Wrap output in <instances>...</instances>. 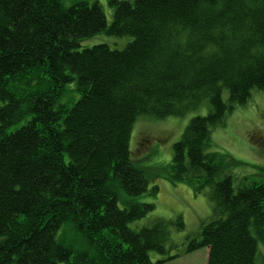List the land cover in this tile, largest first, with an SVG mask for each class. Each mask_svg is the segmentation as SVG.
I'll return each mask as SVG.
<instances>
[{
  "label": "trees",
  "instance_id": "16d2710c",
  "mask_svg": "<svg viewBox=\"0 0 264 264\" xmlns=\"http://www.w3.org/2000/svg\"><path fill=\"white\" fill-rule=\"evenodd\" d=\"M109 4L111 24L97 0H0V264L178 258L171 222L130 227L155 205L121 208L119 197L157 192L132 160L134 125L189 115L166 177L206 194L212 220L186 253L206 247L207 264H264V184L236 185V162L212 144L226 117L264 91V0ZM101 33L133 40L80 49ZM173 226L185 228L182 218ZM63 228L84 249L58 240Z\"/></svg>",
  "mask_w": 264,
  "mask_h": 264
},
{
  "label": "rangeland",
  "instance_id": "374dc122",
  "mask_svg": "<svg viewBox=\"0 0 264 264\" xmlns=\"http://www.w3.org/2000/svg\"><path fill=\"white\" fill-rule=\"evenodd\" d=\"M75 1L78 0H65V6H72ZM97 1L104 9L108 24H111L113 9L109 4L110 0ZM121 1L134 2L136 0ZM132 40L131 37L117 38L101 33L84 41L80 49L104 44L112 50H123ZM69 88L74 89L75 86ZM226 94L224 97L227 99ZM74 95H77V92H73L70 97ZM206 113V108L199 112L200 115ZM192 117L189 115L183 118L171 117L163 120L148 117L141 118L134 125L130 139L132 160L135 165L145 171L149 179V190L152 191L154 187H157V192L154 195L149 191L139 197H129L122 192L119 197L121 208L125 207V201L133 199L139 203L155 205V210L147 217L130 224L134 230H140L159 220L171 222L169 230L176 248L171 250L170 256H178V258L165 264H207L208 262V248L205 247L191 253H186V251L189 241L199 235L204 224L212 220L211 203L206 194H196L194 187L189 183L173 184L166 177L170 175L173 146L181 139ZM19 126L21 125L16 127ZM212 144L216 152L236 162V165L231 168L236 185H240V181L245 178L248 179L247 183L264 184V91H254L251 100L246 105L239 106L226 117L225 124L214 130ZM179 218H182L185 225L183 229L173 226ZM64 230L65 228L59 232L58 240L71 246L75 253L84 249L83 239L79 234L71 231L65 236ZM258 245L261 255L259 260L262 261L264 242L259 240ZM150 258L153 262H157L167 257L151 252Z\"/></svg>",
  "mask_w": 264,
  "mask_h": 264
}]
</instances>
